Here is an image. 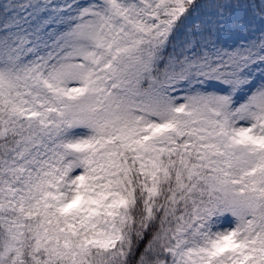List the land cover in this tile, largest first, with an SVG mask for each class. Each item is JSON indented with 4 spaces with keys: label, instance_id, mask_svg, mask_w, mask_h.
Masks as SVG:
<instances>
[{
    "label": "snow or ice",
    "instance_id": "6c2138e0",
    "mask_svg": "<svg viewBox=\"0 0 264 264\" xmlns=\"http://www.w3.org/2000/svg\"><path fill=\"white\" fill-rule=\"evenodd\" d=\"M0 264H264V0H0Z\"/></svg>",
    "mask_w": 264,
    "mask_h": 264
}]
</instances>
